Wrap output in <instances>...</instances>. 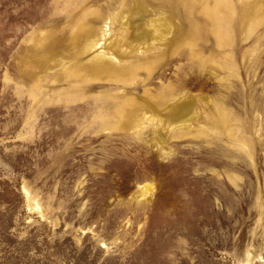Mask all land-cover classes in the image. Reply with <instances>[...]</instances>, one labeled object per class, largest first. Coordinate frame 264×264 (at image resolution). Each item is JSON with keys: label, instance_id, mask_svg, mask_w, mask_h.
<instances>
[{"label": "rangeland", "instance_id": "obj_1", "mask_svg": "<svg viewBox=\"0 0 264 264\" xmlns=\"http://www.w3.org/2000/svg\"><path fill=\"white\" fill-rule=\"evenodd\" d=\"M225 1L0 0V264H264V0Z\"/></svg>", "mask_w": 264, "mask_h": 264}, {"label": "bare ground", "instance_id": "obj_2", "mask_svg": "<svg viewBox=\"0 0 264 264\" xmlns=\"http://www.w3.org/2000/svg\"><path fill=\"white\" fill-rule=\"evenodd\" d=\"M225 0H223L222 2H224ZM227 1V0H226ZM226 1H225V3H226ZM252 1V0H251ZM254 2H256L255 0H253ZM215 2V1H214ZM214 2H213V4H214ZM221 2V0H218V5L220 6L221 4L220 3H222ZM247 2V1H246ZM250 2V1H249ZM249 2H247V3H245V4H248L247 5V7L246 6H244L243 8H244V10H245V8H246V13H256L257 12V7H256V5L254 4V3H249ZM244 4V3H243ZM242 4V5H243ZM264 4V3H263ZM221 6H224L225 7V4H223V5H221ZM221 8V7H220ZM209 9V8H208ZM218 10V9H217ZM217 10H216V12H217ZM227 10V9H226ZM229 10V9H228ZM239 10H240V8H239ZM259 10H260V8H259ZM258 10V11H259ZM209 12V11H208ZM210 12H212V10L210 11ZM209 12V13H210ZM245 12V11H244ZM244 12H242L243 13V15H244ZM241 13V12H240ZM264 13V12H263ZM212 15H213V12L211 13ZM249 14V15H250ZM260 15V14H259ZM220 16H221V14H220ZM246 16V15H245ZM210 17V16H209ZM212 17V16H211ZM213 17H214V15H213ZM216 17H217V15H216ZM215 17V18H216ZM224 17V16H223ZM219 18V17H218ZM221 18L222 17H220L218 20V24H217V26H219V24H220V22H221ZM226 18H227V16H226ZM245 18V17H244ZM250 19H251V21H253V16L252 17H249ZM222 20H223V18H222ZM262 20V19H261ZM239 21H241V20H239ZM227 22V21H226ZM250 22V21H249ZM256 22V21H255ZM217 23V22H216ZM244 23V22H243ZM81 24V23H80ZM227 24V23H226ZM255 24H257V22L255 23ZM240 25V24H239ZM248 25V24H247ZM252 25H253V23H252ZM249 26V25H248ZM247 26V27H248ZM223 29V28H222ZM218 31H219V29H218ZM226 32V31H225ZM223 34V33H222ZM225 36H226V34H225ZM89 40H90V38H89ZM93 44H89L88 46V48H91V47H93L94 46V44H95V40H94V42H92ZM85 47H86V45H85ZM88 48H86V49H88ZM99 53V52H98ZM95 54V55H93L92 57H91V59L93 58L94 60H96V61H100V62H102L103 64H106L105 65V68L104 67H102V68H99V69H102V71H108L110 74H111V76L114 78V79H116V80H122V81H124L125 80V77H123L122 75H120V73H121V71L123 72L124 70H119V69H122V67H120V66H118V65H116L117 63H114L113 62V60L112 61H109L110 59H108V63H106L104 60V58H106L105 56V54L104 53H100V54ZM108 58V57H107ZM111 58V57H110ZM92 59V60H93ZM112 59V58H111ZM91 60V61H92ZM88 61H89V59H88ZM76 63V62H75ZM80 63V62H79ZM92 63H93V61H92ZM72 64V63H71ZM91 64V63H90ZM92 65V64H91ZM128 65H130V64H128ZM77 66H75V68H76ZM127 68H126V71L128 72V70L130 69L129 68V66H126ZM91 68V67H90ZM89 68V69H90ZM129 68V69H128ZM71 69L73 70V68H72V66H71ZM70 69V70H71ZM82 69V68H81ZM96 69V68H95ZM123 69H125V68H123ZM76 70H78V69H76ZM76 70L74 69L73 71H75L76 72ZM78 71H80V70H78ZM85 71V70H84ZM120 71V73H118ZM95 72H98V70H95ZM93 74V73H92ZM107 74V73H106ZM109 74V75H110ZM123 74V73H122ZM72 75H74V74H72ZM75 75H76V73H75ZM99 75V74H98ZM119 75H120V77H119ZM77 76V75H76ZM78 76H80L79 75V73H78ZM105 76V75H104ZM79 78V77H78ZM129 78V77H128ZM129 80V79H128ZM125 100V99H124ZM123 100V101H124ZM126 100H127V98H126ZM125 100V101H126ZM122 101V102H123ZM127 102H129V101H127ZM121 104V103H120ZM124 104L125 103H123V105L121 106V107H123L124 106ZM137 104V103H136ZM125 110V109H124ZM127 111V110H126ZM127 112H129V111H127ZM127 112L125 113V114H127ZM130 113V112H129ZM125 114H123V116L125 115ZM131 114V113H130ZM124 118V117H123ZM128 118H129V116H128ZM128 121H129V119H128Z\"/></svg>", "mask_w": 264, "mask_h": 264}]
</instances>
